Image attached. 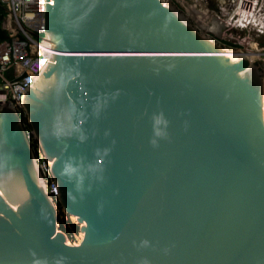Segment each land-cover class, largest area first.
<instances>
[{
	"label": "water",
	"instance_id": "obj_1",
	"mask_svg": "<svg viewBox=\"0 0 264 264\" xmlns=\"http://www.w3.org/2000/svg\"><path fill=\"white\" fill-rule=\"evenodd\" d=\"M0 103V264H264V72L172 0H44ZM58 202L79 226L58 228Z\"/></svg>",
	"mask_w": 264,
	"mask_h": 264
},
{
	"label": "built area",
	"instance_id": "obj_2",
	"mask_svg": "<svg viewBox=\"0 0 264 264\" xmlns=\"http://www.w3.org/2000/svg\"><path fill=\"white\" fill-rule=\"evenodd\" d=\"M172 1L188 16L194 18L196 15L192 13L193 8L202 2V0ZM204 1L214 4L212 5L213 11L215 10L216 13L214 19L223 20L231 29L246 34L233 36L230 40L231 45L238 46L246 54H250V51H253L250 45L252 40H248L249 35L247 34H253L259 54H264V45L257 42L258 38L264 37V0ZM225 7L227 16L222 18L224 17L222 11ZM202 29L215 34L221 32L220 30ZM43 32L44 0H0V103L11 101L20 116L25 117L27 123L22 104L23 91L33 82L32 76L39 73L48 61V57H43L41 53L40 41ZM26 131L32 138V130L26 129ZM34 150L38 167L46 182L47 191L55 197L57 190L50 175V162L40 150Z\"/></svg>",
	"mask_w": 264,
	"mask_h": 264
},
{
	"label": "rangeland",
	"instance_id": "obj_3",
	"mask_svg": "<svg viewBox=\"0 0 264 264\" xmlns=\"http://www.w3.org/2000/svg\"><path fill=\"white\" fill-rule=\"evenodd\" d=\"M214 5L213 3L211 2H206L204 0H202L201 4H197L194 6L193 8V12L194 15H196V17L194 18L193 16H189L190 19L195 22L200 28H205V25L206 23L209 21H212L211 18H216V13H215V10L213 11V6ZM222 13L224 14V17L222 18H226V14H227V10H226V7L223 9ZM198 16V17H197ZM209 30H214L215 31H221L220 33L218 34H215V33H212L211 31H208V33L216 36L219 40L221 41H224V42H229L230 43V40L232 39L233 36H243V35H246L245 33L243 34V32H238V31H235L233 29H231L226 23L225 21L223 20H215L213 22H210L209 23V26L208 28ZM238 33V34H237ZM249 35V39L248 40H252V41H256L254 40V36L253 34H247ZM257 42L260 44V45H264V37H260L257 39ZM255 62L257 64L260 65V67L262 68L263 72H264V54H260V57H258V59L254 58ZM30 139H33L34 140V136H32V138ZM34 149H36V151L40 150L38 144H36V146L34 147ZM41 151V150H40ZM58 211L61 212V214L64 216V218H67L69 217L71 221L75 222V219L73 216H70L69 214H67L64 209L60 206H58ZM81 237V234L80 233H77L75 234V237H74V241L73 242H78L79 239Z\"/></svg>",
	"mask_w": 264,
	"mask_h": 264
},
{
	"label": "trees",
	"instance_id": "obj_4",
	"mask_svg": "<svg viewBox=\"0 0 264 264\" xmlns=\"http://www.w3.org/2000/svg\"><path fill=\"white\" fill-rule=\"evenodd\" d=\"M225 43H228L230 44L229 42H225ZM22 117V121L24 122L25 124V127L26 129H31L29 123L25 122V117H23V115H21ZM32 141V146L35 147L36 144H37V141L34 139H30ZM57 206H59L58 202H56ZM58 228L63 230L67 236H68V239L70 241H74V237H75V234L79 233V226L77 223L73 222L70 220L69 217L67 218H64V216L61 214V212L58 213Z\"/></svg>",
	"mask_w": 264,
	"mask_h": 264
},
{
	"label": "bare ground",
	"instance_id": "obj_5",
	"mask_svg": "<svg viewBox=\"0 0 264 264\" xmlns=\"http://www.w3.org/2000/svg\"><path fill=\"white\" fill-rule=\"evenodd\" d=\"M211 20H212V21H210V22H213V21H215L216 19L212 18ZM210 22L208 21V22L206 23V25H205V28H206V29L208 28ZM214 31H215V29H214ZM250 45L252 46L253 51H250V54H247V55H248L249 57L253 58V59H254V58H258V56H260L259 51H258L259 48H257L255 41H252Z\"/></svg>",
	"mask_w": 264,
	"mask_h": 264
}]
</instances>
